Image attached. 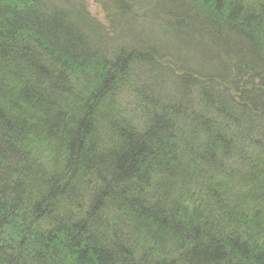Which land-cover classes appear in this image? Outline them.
Listing matches in <instances>:
<instances>
[{
  "label": "trees",
  "instance_id": "1",
  "mask_svg": "<svg viewBox=\"0 0 264 264\" xmlns=\"http://www.w3.org/2000/svg\"><path fill=\"white\" fill-rule=\"evenodd\" d=\"M95 1L0 0V264H264V0Z\"/></svg>",
  "mask_w": 264,
  "mask_h": 264
},
{
  "label": "rangeland",
  "instance_id": "2",
  "mask_svg": "<svg viewBox=\"0 0 264 264\" xmlns=\"http://www.w3.org/2000/svg\"><path fill=\"white\" fill-rule=\"evenodd\" d=\"M83 1H84V5H85L87 11L90 13V15L93 16L95 19H97L99 22H101L103 24V26H106L108 28L109 24H108V22L106 20V14H105V11H103L100 3H98L95 0H83ZM122 2H123V7H125V5H128L130 3V0H128L127 2H125V1H122ZM101 3H102V1H101ZM137 4L139 5L138 2H137ZM136 8H139V9H137L138 12L140 13L139 16H142V20L138 19L137 21L138 22L143 21L144 25H145V23L147 22V14H148L146 7L142 6V5L139 6V7H136V4H135L134 9H136ZM124 10H126V9H124ZM157 15L159 16V18H161L160 13L159 14L157 13ZM156 18H158V17L156 16ZM114 19H115V21L117 20L116 21L117 23L116 24H112L113 26L112 27L110 26V30L113 29V34L115 35L117 41L119 42L120 39H123V42H126L127 39L130 41L131 40L130 37L134 33L133 32L134 30H132V27H129L128 30L125 27H122L124 30H120V31L117 32V30L119 29V26H120L121 23L118 21V17H114ZM158 27H159V23H156V25L153 27V29L154 30L156 28L158 29ZM136 28H137V26H136ZM123 31H125L127 33V35L125 34L126 37L124 36ZM172 37L173 36H170L168 33H166L165 35L162 33V34H160V36H156V41H158L159 43H164V44L166 42L169 45H171V44H173L175 42L174 40H172L173 39Z\"/></svg>",
  "mask_w": 264,
  "mask_h": 264
}]
</instances>
